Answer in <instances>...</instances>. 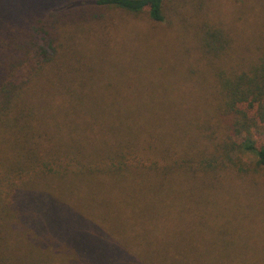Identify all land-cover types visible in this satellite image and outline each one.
<instances>
[{
  "label": "trees",
  "instance_id": "16d2710c",
  "mask_svg": "<svg viewBox=\"0 0 264 264\" xmlns=\"http://www.w3.org/2000/svg\"><path fill=\"white\" fill-rule=\"evenodd\" d=\"M167 1L73 0L156 23ZM44 5L0 0V264H264V246L234 239L241 222L264 237V205L244 217L222 187L199 186L264 169V42L241 71L217 68L196 106L120 105L110 84L97 93L83 84L93 73L68 66L57 13L28 19ZM232 43L203 30L210 54Z\"/></svg>",
  "mask_w": 264,
  "mask_h": 264
},
{
  "label": "rangeland",
  "instance_id": "374dc122",
  "mask_svg": "<svg viewBox=\"0 0 264 264\" xmlns=\"http://www.w3.org/2000/svg\"><path fill=\"white\" fill-rule=\"evenodd\" d=\"M15 2L23 10L27 8L28 0ZM71 6L72 11L67 12ZM52 14L57 15L55 29L63 39L70 38L64 50L70 51L68 66L93 73L87 76L90 80L79 83L100 94L110 84L113 88L107 92L116 97L117 104L139 108L182 103L196 106L216 86L217 68L241 71L243 63L255 61L264 42V0H169L165 20L160 23L146 14L84 8L73 0H45V5L28 19L41 18L51 24ZM207 26L222 28L233 39L224 55L217 57L204 48L203 30ZM171 87L178 92H172ZM259 139L264 144V137L259 135ZM234 156L246 165L255 162L253 155L236 152ZM253 173H236L235 181L199 186L222 187L220 195L228 201L235 198V210L242 212L244 208V217L249 212L255 216L251 202L264 205V169ZM249 225H238L234 239L239 247L264 246V237L253 234ZM227 242L228 238L217 239L215 247L226 246Z\"/></svg>",
  "mask_w": 264,
  "mask_h": 264
}]
</instances>
